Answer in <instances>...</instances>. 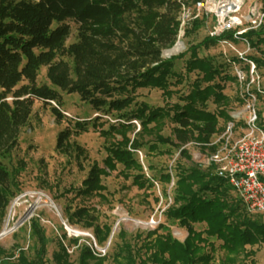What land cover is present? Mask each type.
I'll return each instance as SVG.
<instances>
[{
	"label": "trees",
	"instance_id": "1",
	"mask_svg": "<svg viewBox=\"0 0 264 264\" xmlns=\"http://www.w3.org/2000/svg\"><path fill=\"white\" fill-rule=\"evenodd\" d=\"M179 7L177 0H0V155H9L17 148L35 101L49 106L58 123L68 122L60 112L61 94L78 95L97 116L90 121H76L60 132L55 147L58 153L85 158L81 147L71 139L87 132L89 126L108 140L103 168H91L77 190L78 196L100 197L104 191L100 178L117 171L118 165L123 168L120 174L131 178L139 190L152 188V179L144 175L136 158L139 151L145 150L147 157L163 155L160 147L176 148L180 157L188 160L189 144L205 155L215 152L216 146L211 143L220 131L219 119L231 121L224 86L235 79L222 75L213 59L199 57L201 47L217 46L219 39L205 37L178 56L162 58V52L174 46L178 35ZM71 24L75 41L66 45L73 34ZM200 28L201 22L195 21L184 36ZM222 38L232 40L229 33ZM244 39L250 49L261 54V58L245 59L260 69L264 66V52L260 50L264 46V27L247 32ZM186 54L185 75L181 76L174 70V63ZM42 68L46 69V82L39 84ZM191 75L195 80L188 93L171 103L175 93L171 87ZM141 89L160 91L164 107L138 102L136 92ZM209 102L215 112L207 109ZM111 117L115 122L105 121ZM166 123L172 126L169 137L161 135ZM137 125L139 130L135 132ZM145 137L151 140L145 142ZM212 167L207 171L197 166L177 167L173 177L169 173L160 177L167 184L173 181L172 204L164 215L168 223L185 229L183 242L161 226L158 229L163 234L153 231L143 237L140 233L133 244L120 232L112 262L210 264L214 260V240L221 242L224 252L220 264H240L241 256L253 254L246 247L264 244V222L247 213L227 182L214 175ZM12 185L10 173L0 165V229L15 195ZM163 196L168 197L166 193ZM64 212L68 225L93 229L98 245L108 239L111 227L96 225L97 219L88 209ZM202 224L204 230L194 229ZM29 228L35 242L33 257L13 247L10 251L0 248V259H13L7 264H70L65 237L57 240V249L48 259L50 241L39 219L31 218ZM96 254L82 245L77 264H104L108 257Z\"/></svg>",
	"mask_w": 264,
	"mask_h": 264
},
{
	"label": "rangeland",
	"instance_id": "2",
	"mask_svg": "<svg viewBox=\"0 0 264 264\" xmlns=\"http://www.w3.org/2000/svg\"><path fill=\"white\" fill-rule=\"evenodd\" d=\"M73 34L67 41L66 45L75 41V27L71 24ZM206 37L203 28L191 32L188 36L177 35L174 45L180 40L183 43L177 56L188 50L189 47L200 44ZM264 52V46L260 47ZM164 52V51H163ZM162 52V53H163ZM199 57L213 59L216 66L221 68L222 75L234 76V68L238 67L246 72V63L241 58L251 56L261 58V54L254 49H250L247 45L237 43L232 48L209 46L201 47L198 51ZM242 54V57H241ZM189 54L174 63V70L181 76L185 75L184 63L188 59ZM233 59H236L233 66ZM264 59V58H263ZM241 61V62H239ZM261 76L260 87L264 90V66L259 70ZM46 69L42 68L38 75V83L46 82ZM195 80V76L191 75L177 86H172L174 96L170 100L171 103L178 102L182 95H186L190 90L191 83ZM223 94L229 99L228 114L238 113L243 110L240 103V97L245 90V85H240L235 81L225 83ZM256 89V86H249V90ZM137 101L144 102L151 107H164L162 93L158 90L141 89L136 92ZM63 105L60 112L65 115L67 121L58 123L51 112L49 106L42 102L35 101L32 109V115L26 127L21 131L17 148L9 155H0V165H2L11 175L15 192L2 223L0 233L8 227V230L14 229L0 239V248L10 251L15 247L22 250L29 258L34 253L35 242L30 237L29 220L38 218L41 227L45 231L46 237L50 243L47 249V257L51 259V255L57 249V240L64 239L63 243L70 255V264H77L80 249L82 245L88 246L94 250L95 255L98 249L105 250L108 257L104 264H114L111 260L114 252V244L120 243L117 238L120 232L125 233V238L130 243H136L135 236L143 233V237L147 232L156 231L163 234L162 229L158 227L168 228L171 235L178 241L183 242L187 236L185 229L180 228L177 223H168L164 212L172 204L171 191L173 189V181L170 184L160 181L161 175L169 173L174 176L176 168H188L191 166L200 167L201 170L207 171L212 166H205L206 155L200 151L197 146L189 144L186 146L190 160L186 157H180V152L176 149L160 147L163 155H148L146 151L136 153V158L143 168V173L147 178L152 179L153 187L146 190H139L132 184V179H125L120 172L121 166H117V171L107 173L100 178L104 191L101 196L82 197L77 195V190L81 189L82 182L86 179L89 171L94 165L103 168V160L106 158L105 146L108 144L99 135L97 129L88 127L87 132L82 133L78 137H74L71 141L77 143L85 153V158H77L74 153L72 155H62L55 149L57 136L68 126L76 121H90L97 116L92 109L82 103L76 94H61ZM264 97H258V109L264 107ZM55 107V104H52ZM207 109L215 112V106L209 102ZM243 114V113H242ZM113 117L105 119L109 123H113ZM228 122L219 119V132L212 141H215L225 130ZM105 125L104 128H107ZM240 126V125H239ZM171 125L166 123V127L161 132L163 137L171 135ZM139 126L135 127L138 132ZM145 142L150 141V137H145ZM112 142V140H109ZM107 142V143H106ZM169 150L171 153L166 154ZM213 173H214V167ZM166 193L168 197L163 196ZM158 199V202H157ZM15 207L10 214L11 206ZM77 208H86L97 219L96 225L111 227V233L108 239L101 245H98L94 239L93 229H84L80 226H70L66 223L64 211L69 209L74 211ZM29 211L28 218H23ZM249 214V213H248ZM252 218L259 222H264V218L258 214H249ZM25 219L18 227L19 221ZM155 222V225L151 224ZM196 231H202L205 226L195 225ZM112 237L110 239V236ZM76 240L73 244L71 241ZM214 245V260L210 264H220L224 252L220 249V241H211ZM247 252H252L245 258H239L240 264H264V244L253 247H246ZM16 252V250H14ZM18 252V251H17ZM104 255V256H105ZM103 257V256H99ZM0 264H7L13 259H0Z\"/></svg>",
	"mask_w": 264,
	"mask_h": 264
},
{
	"label": "built area",
	"instance_id": "3",
	"mask_svg": "<svg viewBox=\"0 0 264 264\" xmlns=\"http://www.w3.org/2000/svg\"><path fill=\"white\" fill-rule=\"evenodd\" d=\"M177 1L180 36L199 21L206 37L219 39L220 47L233 49L237 43L248 46L244 35L264 27V0ZM226 33L232 40L222 38ZM245 58L241 59L246 63V72L235 67L233 76L235 82L245 85L240 97L243 110L233 113L223 133L212 141L216 150L206 155L205 166L214 167V175L227 182L247 213L264 218V107L262 111L257 108V98L264 97V90L260 87L259 69ZM250 85L256 89L250 91ZM97 251L98 256L105 255V250Z\"/></svg>",
	"mask_w": 264,
	"mask_h": 264
},
{
	"label": "bare ground",
	"instance_id": "4",
	"mask_svg": "<svg viewBox=\"0 0 264 264\" xmlns=\"http://www.w3.org/2000/svg\"><path fill=\"white\" fill-rule=\"evenodd\" d=\"M181 49H183V43L179 40L177 43H176V47H174V49L170 52H164V56H168V55H171V54H175L176 52H179ZM15 207V204H13L11 206V209H10V214H12V211ZM30 212L29 211L23 218H28V216L30 215ZM22 218V219H23ZM8 227H6V229L4 231H7Z\"/></svg>",
	"mask_w": 264,
	"mask_h": 264
},
{
	"label": "water",
	"instance_id": "5",
	"mask_svg": "<svg viewBox=\"0 0 264 264\" xmlns=\"http://www.w3.org/2000/svg\"><path fill=\"white\" fill-rule=\"evenodd\" d=\"M174 47H176V44H175L171 49L165 50L164 52H170V51H172V50L174 49ZM164 52L162 53V58H163V59H169V58H171V57H173V56H177V54H178V52H176L175 54H171V55H168V56H164ZM23 221H25V219H21V220L19 221V224L17 225V227H18ZM13 230H14V229H12V230H8V231H2V232L0 233V239H1L2 237H4L5 235H7L8 233L12 232ZM111 237H112V234H111V236H110V239H111Z\"/></svg>",
	"mask_w": 264,
	"mask_h": 264
}]
</instances>
